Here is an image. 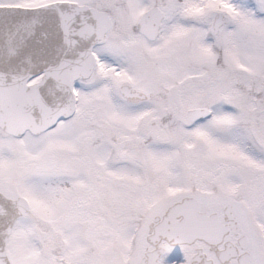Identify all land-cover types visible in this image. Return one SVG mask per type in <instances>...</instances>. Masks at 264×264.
<instances>
[{
  "label": "snow or ice",
  "instance_id": "obj_1",
  "mask_svg": "<svg viewBox=\"0 0 264 264\" xmlns=\"http://www.w3.org/2000/svg\"><path fill=\"white\" fill-rule=\"evenodd\" d=\"M0 264H264V0H0Z\"/></svg>",
  "mask_w": 264,
  "mask_h": 264
}]
</instances>
